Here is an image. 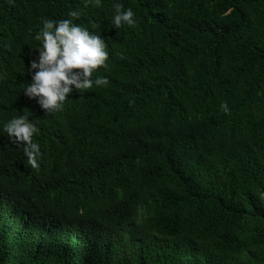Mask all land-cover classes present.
Returning a JSON list of instances; mask_svg holds the SVG:
<instances>
[{"label":"trees","instance_id":"trees-1","mask_svg":"<svg viewBox=\"0 0 264 264\" xmlns=\"http://www.w3.org/2000/svg\"><path fill=\"white\" fill-rule=\"evenodd\" d=\"M73 9L109 83L45 112L36 33ZM0 75V264H264V0H0ZM29 112L39 169L2 131Z\"/></svg>","mask_w":264,"mask_h":264},{"label":"clouds","instance_id":"clouds-1","mask_svg":"<svg viewBox=\"0 0 264 264\" xmlns=\"http://www.w3.org/2000/svg\"><path fill=\"white\" fill-rule=\"evenodd\" d=\"M85 3L99 5L101 0H85ZM114 8L115 27L136 25V14L131 7L123 9V5L117 2ZM80 15L79 10L73 9L68 13L69 18L44 19L36 33L35 38L40 45L35 58L30 59L31 80L23 90L27 97L35 98L45 112L61 111L74 90L91 89L94 85L107 86L109 83L106 76L92 78L98 67L106 65L108 45L103 36L90 31L82 23L74 22ZM0 79H3L2 75ZM221 108L224 112L230 111L226 102L221 104ZM30 115L31 112L4 121L2 131L7 133L12 143L23 148L28 164L39 169L41 147L34 140L39 128L37 122L29 119Z\"/></svg>","mask_w":264,"mask_h":264}]
</instances>
